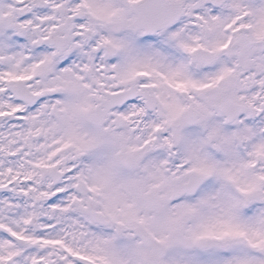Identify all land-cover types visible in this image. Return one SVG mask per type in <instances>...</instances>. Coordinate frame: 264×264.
Instances as JSON below:
<instances>
[{
	"label": "snow or ice",
	"instance_id": "6c2138e0",
	"mask_svg": "<svg viewBox=\"0 0 264 264\" xmlns=\"http://www.w3.org/2000/svg\"><path fill=\"white\" fill-rule=\"evenodd\" d=\"M0 264H264V0H0Z\"/></svg>",
	"mask_w": 264,
	"mask_h": 264
}]
</instances>
